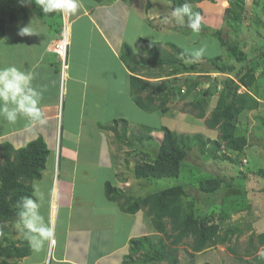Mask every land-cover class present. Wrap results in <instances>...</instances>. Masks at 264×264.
Masks as SVG:
<instances>
[{
	"label": "crops",
	"instance_id": "1",
	"mask_svg": "<svg viewBox=\"0 0 264 264\" xmlns=\"http://www.w3.org/2000/svg\"><path fill=\"white\" fill-rule=\"evenodd\" d=\"M82 3L83 7L72 15L69 67L64 75L59 57L50 48L58 37V18L42 17L31 9L26 20L6 27L5 42L10 35L18 47V62L14 65L33 70L34 85L44 90L41 107L48 122L44 126L26 127L27 121L19 119L10 124L6 134H0V140L18 149L43 137L50 156L42 180L35 182L45 193L52 190L58 194L51 203L46 199L41 208L55 229L54 239L44 246L42 262L34 260L32 250L30 256L10 259V263L45 264L52 250L54 264H124L130 241L151 233L143 211L126 213L106 195L107 182L119 189L128 184L117 178L109 133L114 132L111 128L114 120L133 123L128 112L140 108L132 97L134 74L121 59L122 47L130 45L134 53L140 54L139 39L146 38L147 28L165 27L169 32L176 31L178 26L169 28L170 23L167 27L165 23L160 26L157 20H163L164 15L152 10V0H82ZM33 20L39 26L38 35H18L19 28ZM4 40L2 49L8 52ZM149 72L145 68L137 75L153 81ZM113 109L122 110L113 116L110 114ZM91 126L97 131L94 135L86 132ZM48 140L52 145L61 141L59 154L52 152ZM19 236L25 239L21 233Z\"/></svg>",
	"mask_w": 264,
	"mask_h": 264
},
{
	"label": "rangeland",
	"instance_id": "2",
	"mask_svg": "<svg viewBox=\"0 0 264 264\" xmlns=\"http://www.w3.org/2000/svg\"><path fill=\"white\" fill-rule=\"evenodd\" d=\"M217 2L216 0H203L192 5V10L195 12L196 7L202 8V14H200L202 24L221 30L222 37L220 39L213 36L205 37L201 31L194 34L174 22H170L169 26L171 27L169 28L178 26L176 31L167 32L168 28L165 27L163 29L160 27L162 30L147 28L144 31L146 38L160 40L163 43H173L190 55L193 50L204 47V55L199 60L185 57L183 62L187 65L198 62L204 68L202 71H212V73L202 74L197 71L181 73L174 78V76L169 77V73H172L169 67H159L158 64L149 69L148 73L149 76H154V82L166 83L171 87L173 83H177L174 81H183L185 77H189L204 81V83L194 89L188 98L170 101L164 110L149 113L138 108L137 112L129 111L128 116L133 123L128 124L127 122V133L124 135L122 132L124 125L122 122L119 124L118 136L116 132L109 133L112 144L110 148L112 154H115L118 170L117 178L128 182L127 185L122 184V188L120 187L127 197L145 196L179 185L193 184L197 189L199 182L207 177L225 178L221 188L215 194H203L196 189L191 191L196 196V210L199 217L207 216L224 229L234 225L243 229L241 237L238 240L234 238L233 242L229 244L231 248H235L238 256L228 248L229 245H218L194 254L184 243L178 246V264H243L239 258L250 259L244 254L250 234L264 232V0H219ZM225 2H227V7L224 6ZM152 7L153 11H158L164 16L172 10L171 2L168 0H152ZM27 8L38 10L37 0L28 2ZM58 16L60 24H62L61 14ZM69 17L73 23V16ZM157 21L160 26L164 24L162 20ZM165 26L167 27V24ZM4 39L5 37L0 41V66L17 64L19 55L18 47L12 42L14 39L10 35L7 36L6 42ZM3 40L6 45L5 50L9 49L8 52H4L2 49ZM167 48L161 47L162 54H167L169 50ZM225 67L226 73H218V69ZM250 72L255 75L256 80L251 87H242L240 92L249 93L260 104L256 110L242 113L239 118L238 134L247 136L251 145L243 153L229 151L223 146L216 149L213 142L218 139L219 130L209 129L205 120L209 118L217 105L218 95L223 90V81L231 78L236 83H240V79ZM199 75H203V77ZM210 85H213V93L207 101L206 118L198 119L197 111L191 112L190 103L194 99H200L202 93ZM187 87L179 82L174 91L178 93L179 90H186ZM120 110L122 109H113L110 114L117 116L121 112ZM9 126V123L0 119V134H6L10 130ZM163 126L189 138V155L183 162L181 174L179 177L172 178L138 180L134 174L135 166L138 163L151 162L155 159L164 136L161 130ZM86 130L88 134L97 133L93 126L87 127ZM85 134L82 135L83 138ZM109 134L105 133L107 136ZM83 138L82 145H85ZM48 142L52 152L59 154L61 141L59 140L58 145L56 143L52 145L49 140ZM17 224L18 222H14L1 227L0 242L3 239L22 238L19 236ZM149 233L154 240L163 238L162 235L154 231L153 227ZM48 250L50 251V249ZM44 251L45 247L39 252L33 251L34 260L41 263ZM53 253L55 255V252ZM45 264H54L52 250ZM132 264H138V259ZM147 264L170 263L163 261Z\"/></svg>",
	"mask_w": 264,
	"mask_h": 264
},
{
	"label": "trees",
	"instance_id": "3",
	"mask_svg": "<svg viewBox=\"0 0 264 264\" xmlns=\"http://www.w3.org/2000/svg\"><path fill=\"white\" fill-rule=\"evenodd\" d=\"M168 1L171 2V8H174L185 2L192 6L203 0ZM27 3L22 0H0V41L6 36L7 25L27 19L30 12ZM195 9V12L202 14L200 7ZM37 12L42 17L59 18V14H44L40 8ZM55 14H57L56 17H54ZM201 32L205 37L213 36L217 39L222 37L221 30L204 24H202ZM166 46L169 50L164 55L161 47L164 49L167 47H163L158 41L141 37L139 39L140 54L134 53L132 47L127 44H124L120 54L125 65L134 74L131 75L134 102L149 113L166 109L172 100L188 98L193 93L192 91L204 81L189 77H185L183 81H174L188 86L186 90L181 89L175 93L174 89L177 83H173L170 87L166 83L145 80L137 75L145 68L152 69L158 64L159 67H169L172 71L169 73V77L174 76V78L181 73L196 71L201 74L212 73V71H202L204 68L198 62L192 65L183 62L185 57L193 59L192 55L184 49L173 43H166ZM218 70V73L227 72L226 67ZM199 76L203 77V75ZM255 80V75L250 72L240 79V83H236L231 78L223 81V90L218 95L217 105L209 118L205 120L209 129H217L220 133L218 139L213 142L214 148L223 146L229 151L243 153L251 145L247 136L238 134L239 118L244 111L256 110L260 103L249 93L240 92V89L251 87ZM212 88L213 85H210L202 93L200 99H194L190 103L191 112L197 111L198 119L206 118L207 101L213 93ZM121 122L124 123L123 134L127 133V121L114 120L111 128L117 136ZM161 130L164 136L155 159L151 162L138 163L135 166L134 174L138 180L172 178L179 177L181 174L183 162L189 155V138L166 126H163ZM49 156L50 150L43 137L18 149L8 141L0 142V228L7 223L18 222L17 202L22 196L32 195L33 182L42 180ZM224 180L225 178L218 176L207 177L199 182L197 189L193 184L179 185L138 197H127L123 190L111 182H107L106 195L110 200L118 202L126 213L136 214L143 211L147 222L152 225L154 231L163 236L158 240H154L149 234L133 238L130 241V251L125 257L124 264L135 263L136 259H138V264L163 261L178 264V246L181 244L186 243L196 254L218 245H229L234 238L238 240L244 232L239 226H228L224 229L207 216L199 217L196 210V196L191 191L196 189L203 194H215L221 188ZM228 248L238 256L235 248H231V245ZM31 253L32 248L26 238L19 241L3 239L0 242V258L3 259L1 264H15L10 263L9 260H20L30 256ZM244 254L250 259L239 258L243 264H264V232L250 234Z\"/></svg>",
	"mask_w": 264,
	"mask_h": 264
},
{
	"label": "clouds",
	"instance_id": "4",
	"mask_svg": "<svg viewBox=\"0 0 264 264\" xmlns=\"http://www.w3.org/2000/svg\"><path fill=\"white\" fill-rule=\"evenodd\" d=\"M22 2H31V0H22ZM37 3L40 11L44 14H61V23L62 15H75L83 7L82 0H37ZM224 6H228L227 2H225ZM34 21H31L28 26L20 27L18 35L22 37L38 35L39 26L34 25ZM162 22L165 24L174 22L177 25L186 27L194 34L200 33L202 27L201 15L194 12L188 2L172 8L170 13L163 17ZM60 26L62 27V24ZM60 26L59 33L61 31ZM204 52L205 48L200 47L193 50L191 55L194 60H199L204 55ZM57 56L59 57V55ZM68 61L67 55V63ZM60 63L61 74L64 75L67 70L63 74L61 59ZM35 78V73L30 68L25 69L23 66L18 67L14 64L0 66V119L9 124H15L19 119H24L27 121L26 127L44 126L47 124L48 120L41 107L44 90L34 85L33 81ZM54 195L58 198V194L54 191L50 190L45 193L38 182H33L32 195L22 196L17 202L18 224L16 227L27 239L33 251L39 252L47 242L54 239V225L51 219L46 220L41 212L45 200L47 199L51 203Z\"/></svg>",
	"mask_w": 264,
	"mask_h": 264
},
{
	"label": "built area",
	"instance_id": "5",
	"mask_svg": "<svg viewBox=\"0 0 264 264\" xmlns=\"http://www.w3.org/2000/svg\"><path fill=\"white\" fill-rule=\"evenodd\" d=\"M71 28V21L69 16L62 15V27L58 38L52 42L51 49L59 55L62 62V73L68 69L67 55L71 43V35L69 29ZM247 162V161H246Z\"/></svg>",
	"mask_w": 264,
	"mask_h": 264
},
{
	"label": "bare ground",
	"instance_id": "6",
	"mask_svg": "<svg viewBox=\"0 0 264 264\" xmlns=\"http://www.w3.org/2000/svg\"><path fill=\"white\" fill-rule=\"evenodd\" d=\"M70 35H71V28L69 29Z\"/></svg>",
	"mask_w": 264,
	"mask_h": 264
}]
</instances>
